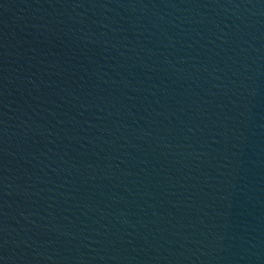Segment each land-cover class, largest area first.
I'll return each instance as SVG.
<instances>
[{
  "label": "water",
  "instance_id": "95a60500",
  "mask_svg": "<svg viewBox=\"0 0 264 264\" xmlns=\"http://www.w3.org/2000/svg\"><path fill=\"white\" fill-rule=\"evenodd\" d=\"M0 264H264V38L0 99Z\"/></svg>",
  "mask_w": 264,
  "mask_h": 264
}]
</instances>
